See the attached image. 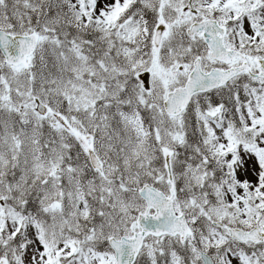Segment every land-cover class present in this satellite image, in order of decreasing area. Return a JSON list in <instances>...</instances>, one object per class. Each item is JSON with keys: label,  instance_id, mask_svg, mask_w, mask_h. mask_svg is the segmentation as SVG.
<instances>
[{"label": "snow or ice", "instance_id": "6c2138e0", "mask_svg": "<svg viewBox=\"0 0 264 264\" xmlns=\"http://www.w3.org/2000/svg\"><path fill=\"white\" fill-rule=\"evenodd\" d=\"M0 264H264V0H0Z\"/></svg>", "mask_w": 264, "mask_h": 264}]
</instances>
